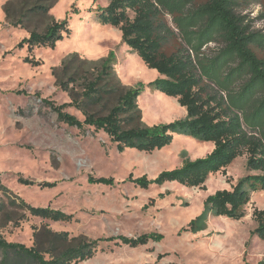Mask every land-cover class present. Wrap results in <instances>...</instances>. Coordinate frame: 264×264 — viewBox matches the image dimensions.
<instances>
[{
    "label": "rangeland",
    "instance_id": "1",
    "mask_svg": "<svg viewBox=\"0 0 264 264\" xmlns=\"http://www.w3.org/2000/svg\"><path fill=\"white\" fill-rule=\"evenodd\" d=\"M108 3L109 0H0V183L31 205L74 215L70 222L29 216L19 225L0 224V237L31 246L35 228L43 225L90 240L149 235L146 243L136 247L103 242L98 252L81 264L264 261V240L252 235L257 226L253 212L264 209V190L252 193L241 219L210 213L203 228H199L200 223L195 230L189 228L190 222L204 214L210 194L231 189L249 173L247 154L238 157L224 173L210 175L205 189L175 181L141 187L130 177L146 175L155 179L185 160L206 156L214 143L174 133L170 145L153 152L135 148L120 152L106 133L93 127L70 126L42 101L71 102L72 90L80 95L89 70L95 67L93 62L99 63L113 52L112 66L122 85L130 88L143 84L137 102L145 125L153 127L186 117V108L176 98L149 87L159 74L155 69L144 70V66L149 67L122 42L120 29L98 22L96 9ZM38 5L52 7L41 14L30 11ZM244 13L254 28L264 31V0L251 4ZM65 18L69 19L71 33L54 48L29 51L26 46L18 47L32 31L44 32L54 20ZM76 53L88 63L74 80H69L68 73L63 76L69 87L64 90L59 83L64 62ZM66 110L81 120L85 118L75 106ZM91 176L113 178L114 183H93ZM40 183L51 185L42 187ZM13 208L17 207H10Z\"/></svg>",
    "mask_w": 264,
    "mask_h": 264
},
{
    "label": "trees",
    "instance_id": "2",
    "mask_svg": "<svg viewBox=\"0 0 264 264\" xmlns=\"http://www.w3.org/2000/svg\"><path fill=\"white\" fill-rule=\"evenodd\" d=\"M253 3L261 0H109L108 5L96 9L98 22L120 29L122 42L149 68L157 70L159 76L149 87L176 98L187 110L185 118L153 127L145 125L137 102L143 84L130 88L122 85L112 66L113 52L101 62H93L95 67L89 70L80 95L72 90L71 102L42 100L60 121L106 133L120 152L128 148L153 152L170 145L174 133L214 143V149L206 156L185 160L155 179L146 175L130 177L141 187L175 181L205 189L210 175L224 173L238 157L247 154L249 173L231 189H219L206 198L204 214L189 224L193 230L199 223V228H203L210 213L241 219L252 193L264 190V31L254 28L244 13ZM50 7L38 5L30 11L41 14ZM70 33L68 18L54 20L44 32L32 31L18 47L26 46L29 51L36 47L54 48ZM87 63L77 53L69 57L59 78L60 86L69 90L63 76L68 73L69 80H74ZM68 106L81 110L84 120L68 112ZM89 180L114 183L113 178L106 177L91 176ZM20 181L33 184L22 178ZM0 189L2 225H19L29 216L55 222L74 218L60 209L31 205L1 183ZM13 206L22 211L10 209ZM253 216L257 226L252 235L264 240V209L256 208ZM33 236L31 246L0 237V264H81L92 258L103 242L136 247L149 239V235L142 234L90 240L71 236L68 231H54L46 225L35 228Z\"/></svg>",
    "mask_w": 264,
    "mask_h": 264
},
{
    "label": "bare ground",
    "instance_id": "3",
    "mask_svg": "<svg viewBox=\"0 0 264 264\" xmlns=\"http://www.w3.org/2000/svg\"><path fill=\"white\" fill-rule=\"evenodd\" d=\"M141 62H143L142 60H141ZM143 64L144 65H146L144 62H143ZM144 70H153V69H149V68H147L146 66H144ZM159 94V93H158ZM190 138V137H189ZM211 143V142H210Z\"/></svg>",
    "mask_w": 264,
    "mask_h": 264
}]
</instances>
